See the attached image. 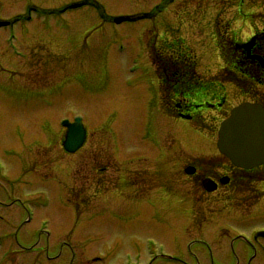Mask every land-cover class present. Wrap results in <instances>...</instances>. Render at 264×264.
Instances as JSON below:
<instances>
[{"label": "rangeland", "instance_id": "1", "mask_svg": "<svg viewBox=\"0 0 264 264\" xmlns=\"http://www.w3.org/2000/svg\"><path fill=\"white\" fill-rule=\"evenodd\" d=\"M263 11L264 0H0L17 52L0 49V264H256L260 250L230 243L264 227V195L250 207L264 181L209 191L184 172H235L217 129L248 97L225 88L219 107L183 108L195 119L170 114L146 40L178 34L213 74L214 19L248 38ZM74 113L87 137L69 153L59 120ZM181 190L207 194L202 226Z\"/></svg>", "mask_w": 264, "mask_h": 264}, {"label": "flooded vegetation", "instance_id": "2", "mask_svg": "<svg viewBox=\"0 0 264 264\" xmlns=\"http://www.w3.org/2000/svg\"><path fill=\"white\" fill-rule=\"evenodd\" d=\"M7 21L6 23H8ZM4 23V24H6ZM162 49L159 48V46L154 47V45L151 47L149 55L152 62V65L154 67V70L156 72L157 80L159 83V88H186V86L189 85L190 80V65H193V73L195 74L196 71L194 69V59L191 58L190 49L187 47L185 42L183 41V38L181 36L177 35H171L170 37H167L166 40H164L162 43ZM1 46V45H0ZM177 92H180L177 90ZM173 91L171 95L174 97L178 95V93ZM169 94V93H168ZM167 94V96H168ZM170 103L173 102V98L169 95ZM170 105L171 110L174 112V115L181 116L180 113H184L182 109H179L180 106L174 105L171 103ZM195 115L192 113L189 115V119L193 118ZM104 169V168H103ZM193 175L195 176L196 182L199 186H203L204 179L206 177L211 178L217 183V188H219L220 184L227 185L231 181V176L228 175V180L223 183L222 180H224L225 176L222 175L220 172L218 173H208L205 174V171H202V169L199 170V168L195 167V170L193 172ZM182 198L186 201H205L207 199V194L204 192H183ZM185 197V198H184ZM258 201V198L253 201L250 205L253 206ZM203 203L199 204V207L194 209V214L198 216L204 217L205 209L202 207ZM202 222V219L199 221V223ZM236 237L238 238V241H233V243L230 244H249L255 248V250L261 251V258H256L257 263L256 264H264V237H261L259 235H254V229L249 230L247 233V236L244 237L242 234H237ZM203 244H211L208 241H203ZM217 244H226L225 242H217ZM254 255L250 258L249 262L253 259Z\"/></svg>", "mask_w": 264, "mask_h": 264}, {"label": "water", "instance_id": "3", "mask_svg": "<svg viewBox=\"0 0 264 264\" xmlns=\"http://www.w3.org/2000/svg\"><path fill=\"white\" fill-rule=\"evenodd\" d=\"M252 44L253 38L243 46L249 51ZM251 57L257 58L263 64L258 55ZM84 133L78 120L69 124L63 141L64 148L68 151L77 149L83 142ZM217 145L238 166L251 167L263 163L264 108L257 103H243L233 108L230 116L221 122ZM208 184L210 188L213 187L210 182Z\"/></svg>", "mask_w": 264, "mask_h": 264}, {"label": "trees", "instance_id": "4", "mask_svg": "<svg viewBox=\"0 0 264 264\" xmlns=\"http://www.w3.org/2000/svg\"><path fill=\"white\" fill-rule=\"evenodd\" d=\"M258 15L263 17L264 22V14ZM216 34L217 44L225 64L224 69L206 81L193 73L191 64L189 85L186 88H217L216 85H223L224 82L229 81L245 92L257 84L264 86V68L257 62L246 58L245 51L238 41L224 38L217 32ZM256 34L257 38L252 50L264 56V25L261 30H257ZM215 82L218 83L215 84Z\"/></svg>", "mask_w": 264, "mask_h": 264}]
</instances>
